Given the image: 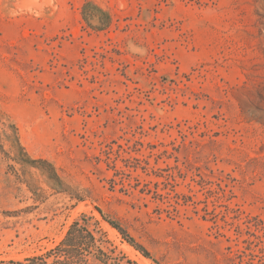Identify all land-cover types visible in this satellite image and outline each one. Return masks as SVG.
<instances>
[{"label":"rangeland","instance_id":"obj_1","mask_svg":"<svg viewBox=\"0 0 264 264\" xmlns=\"http://www.w3.org/2000/svg\"><path fill=\"white\" fill-rule=\"evenodd\" d=\"M34 1L0 0V264H264V0Z\"/></svg>","mask_w":264,"mask_h":264},{"label":"trees","instance_id":"obj_2","mask_svg":"<svg viewBox=\"0 0 264 264\" xmlns=\"http://www.w3.org/2000/svg\"><path fill=\"white\" fill-rule=\"evenodd\" d=\"M108 223L115 228L120 234H122V236L127 240V242H129V244H131L132 246H134L137 250H139L144 256L148 257V253L147 251L141 247L140 245L136 244L133 239H131L123 229H121L118 225H116L114 222L112 221H108ZM81 229L79 227V223L78 221H74L65 238L62 240L60 248L64 247L65 249L61 250L60 252V256L62 257V262L63 263H67L70 262L72 260H74L75 258H77V245L75 244V242H77L78 240H80L81 238L76 237L73 238V232L75 230H79ZM84 230V229H83ZM88 238L91 239V241L94 240V237L92 235H90L88 233Z\"/></svg>","mask_w":264,"mask_h":264},{"label":"bare ground","instance_id":"obj_3","mask_svg":"<svg viewBox=\"0 0 264 264\" xmlns=\"http://www.w3.org/2000/svg\"><path fill=\"white\" fill-rule=\"evenodd\" d=\"M29 1V0H28ZM34 1V0H33ZM34 2H36V1H34Z\"/></svg>","mask_w":264,"mask_h":264}]
</instances>
